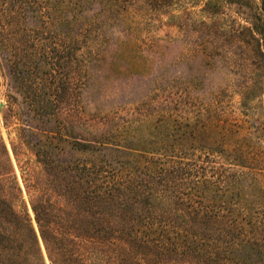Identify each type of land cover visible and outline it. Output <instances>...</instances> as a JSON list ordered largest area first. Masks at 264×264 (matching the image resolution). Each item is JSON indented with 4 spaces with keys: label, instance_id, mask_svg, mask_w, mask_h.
I'll list each match as a JSON object with an SVG mask.
<instances>
[{
    "label": "rangeland",
    "instance_id": "rangeland-1",
    "mask_svg": "<svg viewBox=\"0 0 264 264\" xmlns=\"http://www.w3.org/2000/svg\"><path fill=\"white\" fill-rule=\"evenodd\" d=\"M23 5L0 53V140L9 157L0 145V181L17 184L3 196L20 195L15 209L36 232L33 201L58 200L44 162L70 166L79 190L102 194V148L87 144L111 138L123 150L117 167L141 176L177 170L168 174L171 194L137 215L218 246L233 238L236 261L264 264V0ZM193 205L214 223L185 220ZM84 209L102 214V202ZM149 252L151 264H196L192 255ZM98 264L119 262L102 250Z\"/></svg>",
    "mask_w": 264,
    "mask_h": 264
},
{
    "label": "trees",
    "instance_id": "trees-1",
    "mask_svg": "<svg viewBox=\"0 0 264 264\" xmlns=\"http://www.w3.org/2000/svg\"><path fill=\"white\" fill-rule=\"evenodd\" d=\"M24 7L23 0H0L1 54L8 50L10 35L19 27ZM106 141L111 138H102L99 146L97 140L87 144L90 149L102 148V194L79 190L78 183L67 178L70 166L44 162L49 173H54L49 186L58 200L53 202L42 196L33 201L39 234L29 215L15 209L14 201L22 203L20 195L14 194V199L3 196L8 189L19 191L17 184L6 187L0 181V264H45L40 239L51 264H98L102 261V250L114 254L119 264H151L156 256L149 254L150 248L158 251L157 259L171 253L186 257L195 250L192 257L196 264H240L233 256V238L232 242L229 237L223 246H218L192 237L189 230L175 229L172 234L165 225L155 223L151 215H137L134 210L139 205L149 211L148 205L163 201L171 194L167 178L177 170H162L153 175L154 170L149 168L141 176L134 168L117 167L114 160L123 150ZM0 145L8 159L7 146L2 140ZM62 200L74 207V211L60 204ZM100 202L102 214L84 209L86 205H99ZM182 214L185 220L191 219L204 227L214 223L213 218H216L203 210V206L196 205Z\"/></svg>",
    "mask_w": 264,
    "mask_h": 264
}]
</instances>
